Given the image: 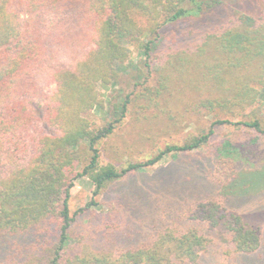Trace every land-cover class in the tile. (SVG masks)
Here are the masks:
<instances>
[{
    "label": "trees",
    "instance_id": "1",
    "mask_svg": "<svg viewBox=\"0 0 264 264\" xmlns=\"http://www.w3.org/2000/svg\"><path fill=\"white\" fill-rule=\"evenodd\" d=\"M263 2L0 0V264H264ZM128 115L147 157L101 166ZM82 177L94 191L71 214Z\"/></svg>",
    "mask_w": 264,
    "mask_h": 264
},
{
    "label": "rangeland",
    "instance_id": "2",
    "mask_svg": "<svg viewBox=\"0 0 264 264\" xmlns=\"http://www.w3.org/2000/svg\"><path fill=\"white\" fill-rule=\"evenodd\" d=\"M236 5L230 4V5H228V9H227V6L219 7V8L225 9V10L227 9L229 12H233V11L239 10V8L236 7ZM256 8L258 10L264 9V2L260 3V5H258ZM245 9H246V7H245ZM212 13L207 15L206 18H208L210 15H212ZM202 25H204L203 21L198 20V19L193 17V18H190L189 21H187L186 23H183L181 25L182 26L181 29L183 31L187 30V29L194 30V29H196ZM175 30H176V27L169 26L167 29H165V33H162L161 36H165L166 34L173 32ZM128 49H129V53H130V59L133 61L132 68H134L135 65H142L141 64L142 56L140 53L141 43L129 45ZM154 50L155 49H153V51ZM153 79H155L154 76L151 80H153ZM141 81L142 80H140L139 82H141ZM134 82L135 81H133L131 83L133 84ZM121 87H122L121 92H123L121 95L128 94L132 88L131 85L129 84V82H127V81H124ZM33 106L37 109L36 111L38 112V115H41V109H40L39 105L33 104ZM91 120L93 123V127L95 129H98V128L104 126L105 121H106L104 118L98 116L96 113L93 114ZM203 121H199L198 122L199 125H203L204 124ZM145 123L146 122L136 123L133 120L131 115L126 116V118L123 120L122 124L120 126H118V128L115 129L114 134L110 137L107 144H105V145L102 144V149H103V147H105V150L103 151V153L101 155L100 165L105 166V165L113 163L117 168L125 167L126 164L129 162L130 158L127 155H123L117 161V160H115V159H117V156H118L116 152H118V150L123 151L125 149L127 152L129 148H132L133 150L136 151V154L133 155V158H134L133 161L144 160L147 157V152L144 150L143 147L140 146L141 144L139 142V139H140L139 135H140V133H142V131L138 127H140L142 124L144 126ZM199 125L196 126L194 124V120H192V122H190V123H183L178 127L177 136H175V138H172V139H167L166 141H168V142L183 141L184 139H187L191 136H194L197 134L196 127L199 128L200 127ZM38 127H39V130L44 132V133L50 132V130H48V129L46 130V127L44 126L43 123H40L38 125ZM230 133H232V129L228 128L227 126L216 128L215 129V136L212 138V140H214V141H217L219 139L221 140V139H223V137L227 136ZM222 143H224V142H222ZM235 148L238 149L239 147L235 146ZM85 151H86L85 147H82L81 148V154H83ZM238 153H239V163L250 166V167L253 166L254 163L251 160V158H253V156H249L248 153L246 152V150L240 149V148L238 150ZM256 155L258 157L257 159H258L259 163L261 160L264 161V145L259 147V150L256 153ZM167 162H168V158L164 159L162 161V164H165ZM93 191H94V186L92 185L91 181L88 178L82 177V178L76 180L74 187L71 190L70 198L68 201L70 213L73 214V212H75L78 208L86 205L90 201ZM98 201L99 202L101 201V203H103L101 198L100 199L98 198ZM105 209H106L105 204H103V205L101 204L99 207H97L95 209V211L99 212V211H104Z\"/></svg>",
    "mask_w": 264,
    "mask_h": 264
}]
</instances>
